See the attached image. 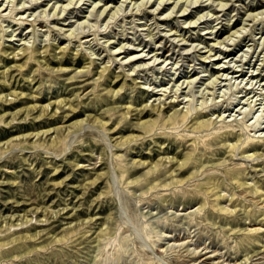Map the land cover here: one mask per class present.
<instances>
[{
  "label": "rangeland",
  "instance_id": "obj_1",
  "mask_svg": "<svg viewBox=\"0 0 264 264\" xmlns=\"http://www.w3.org/2000/svg\"><path fill=\"white\" fill-rule=\"evenodd\" d=\"M160 1L0 0V264H264V0Z\"/></svg>",
  "mask_w": 264,
  "mask_h": 264
},
{
  "label": "bare ground",
  "instance_id": "obj_2",
  "mask_svg": "<svg viewBox=\"0 0 264 264\" xmlns=\"http://www.w3.org/2000/svg\"><path fill=\"white\" fill-rule=\"evenodd\" d=\"M78 1H81V0H78ZM144 1V0H143ZM192 1V0H191ZM194 1V0H193ZM193 1H192V3H193ZM198 2V0H195V2ZM72 2V1H71ZM70 2V3H71ZM149 2H150V0H149ZM163 3L164 4V0L162 1H160V3ZM178 2L179 1H177V3H175L174 4V8L178 5ZM186 2H189V4H192V3H190V1L189 0H186ZM194 2V3H195ZM221 2V1H220ZM219 2V3H220ZM70 3H68V5L70 4ZM154 3V2H153ZM158 3V2H157ZM165 3H166V1H165ZM105 5V7L103 8L102 7V10H103V12H105L107 9H108V5H106V3L105 4H103V6ZM160 5H162V4H160ZM185 6V5H184ZM190 6V5H189ZM223 6H224V4H223ZM67 7V6H66ZM94 7V6H93ZM115 7V6H114ZM173 7V6H172ZM55 8V7H54ZM255 8V7H254ZM64 10L63 11H65V8H63ZM111 9V8H110ZM185 9V8H184ZM183 9V10H184ZM56 10V9H55ZM55 10H53L54 11V13H57ZM115 10H116V8H115ZM172 10H173V8H172ZM58 11V10H57ZM118 11V10H117ZM264 11V10H263ZM103 12H101V14L103 13ZM116 12V11H115ZM114 13V12H113ZM260 12H257V13H254V14H259ZM52 14V13H51ZM57 14H59V13H57ZM56 14V15H57ZM62 15V14H61ZM114 15V14H113ZM115 15H116V13H115ZM250 15V14H249ZM52 16H53V20L55 19V20H58V19H60V17H54L55 15L54 14H52ZM255 16V15H254ZM23 20L24 19H26V18H22ZM196 20H194V22H195ZM82 22V21H81ZM243 28V27H242ZM241 27L240 28H238V29H236V30H234V31H232V33L231 34H229V35H227V37H229L230 35H232V36H234L235 34H237L238 33V31H242V30H240V29H242ZM69 30H71V28H69ZM72 31V30H71ZM70 35H72L73 34V32H70L69 33ZM74 36H76V35H74ZM224 41V40H223ZM219 42V41H218ZM125 46H120L119 47V49L120 48H124ZM213 48H214V45H213ZM27 45L26 44H24L22 47H20L17 51H16V53L14 54V56H22V55H24L25 53H26V51H27ZM212 49V48H211ZM128 50V49H127ZM209 51V50H208ZM208 56V54L206 55V56H204L205 58ZM137 59L139 58V57H142V56H140V55H138V57H137V55L135 56ZM204 57H203V59H204ZM208 58V57H207ZM135 60V59H134ZM131 61V60H130ZM204 61V60H203ZM188 82V81H187ZM117 83V82H116ZM186 111H188V109L186 110ZM77 113V112H76ZM179 112H177V111H175L172 115H171V118L172 117H174L175 115H177ZM70 121V120H69ZM83 122H85V120L84 119H82V120H80V121H78L77 123L78 124H82ZM224 124V123H223ZM210 126H214V124H213V121L212 120H203V121H200V122H198V125H197V128H208V127H210ZM224 126H226V127H230L231 125L230 124H228V125H224ZM254 126H257V124H255ZM218 128V127H217ZM257 128V127H256ZM48 132V130H46V131H43L41 134L39 133V134H35L34 135V137H36V138H38V136H43L44 135V133H47ZM223 133H226V134H234L235 133V130L233 129V128H228V129H226L225 128V130H223ZM222 133V134H223ZM117 134V133H116ZM220 135V134H219ZM254 139H252V141H253ZM248 142H250V141H248L247 140V142H245L246 144L248 143ZM246 157H251V156H246ZM168 160V159H167ZM255 226V225H254ZM108 233H110V228H109V231H108Z\"/></svg>",
  "mask_w": 264,
  "mask_h": 264
}]
</instances>
